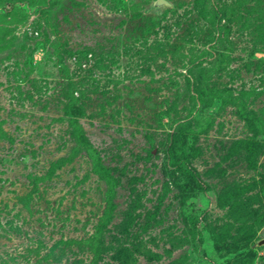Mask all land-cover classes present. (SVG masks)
<instances>
[{"label":"rangeland","instance_id":"1","mask_svg":"<svg viewBox=\"0 0 264 264\" xmlns=\"http://www.w3.org/2000/svg\"><path fill=\"white\" fill-rule=\"evenodd\" d=\"M0 0V264H264V0Z\"/></svg>","mask_w":264,"mask_h":264},{"label":"water","instance_id":"2","mask_svg":"<svg viewBox=\"0 0 264 264\" xmlns=\"http://www.w3.org/2000/svg\"><path fill=\"white\" fill-rule=\"evenodd\" d=\"M163 4H167V2L164 1V0H159V1L157 2V5H158V6H161V5H163ZM258 245L263 246V245H264V239H261L260 241H258Z\"/></svg>","mask_w":264,"mask_h":264}]
</instances>
